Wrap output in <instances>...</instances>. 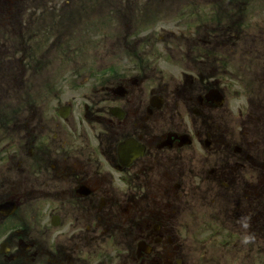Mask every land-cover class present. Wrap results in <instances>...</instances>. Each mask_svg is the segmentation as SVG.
<instances>
[{"label": "flooded vegetation", "instance_id": "flooded-vegetation-1", "mask_svg": "<svg viewBox=\"0 0 264 264\" xmlns=\"http://www.w3.org/2000/svg\"><path fill=\"white\" fill-rule=\"evenodd\" d=\"M118 2L129 59L52 76L0 0V264H264V0Z\"/></svg>", "mask_w": 264, "mask_h": 264}, {"label": "rangeland", "instance_id": "rangeland-1", "mask_svg": "<svg viewBox=\"0 0 264 264\" xmlns=\"http://www.w3.org/2000/svg\"><path fill=\"white\" fill-rule=\"evenodd\" d=\"M25 1L29 4L25 12L21 15V21L23 19L26 20L33 13L39 14L43 11L51 12L49 15L44 16V20L30 22L28 19L26 24L28 25L29 31L26 27L24 34L27 37L23 39L21 37V44L25 43L27 55L29 53L34 58L38 56L41 58L47 57L49 61L48 64L45 63L39 70V75H45L47 70L53 72L52 76H57L59 73H62V65L60 64L56 67L60 59L64 63L63 68L71 66L69 61L81 64L79 60H85L86 62L84 64L86 67H84L85 69H81L85 73L90 70L88 66L89 60L95 58L104 60H110L114 57L123 60L129 59L124 47L114 48V46H122L127 43L124 34L129 29L134 30V35L128 37L130 43H132V40L142 39L146 34L143 32L146 28L141 25V21L137 22L135 27L132 26V21L129 24L126 22L131 20V13L130 11L127 12L123 5L120 7L121 2H118V0ZM3 10H5V7ZM125 12H127L128 18L130 17L127 20L124 17ZM134 15L136 17L137 12ZM166 25L163 24V26ZM40 29H44V32L39 33ZM4 32H7V30L0 26V35L4 34ZM28 36L35 37L29 38ZM18 38L13 37L14 42L12 45L16 46L18 53H22L21 49L23 46L21 47L18 44ZM153 38H156V36L154 35ZM3 41L5 40L0 37V48L3 45ZM141 43H148V41L143 39ZM34 46H36L35 50ZM46 48H48L47 56L44 55L46 51L44 49ZM83 49H85V54ZM27 58L23 56L20 61L25 62ZM124 63L119 66L124 65ZM26 74L28 75V72Z\"/></svg>", "mask_w": 264, "mask_h": 264}]
</instances>
